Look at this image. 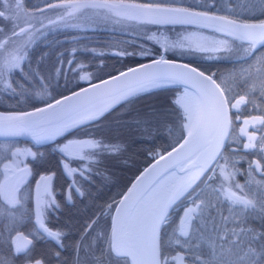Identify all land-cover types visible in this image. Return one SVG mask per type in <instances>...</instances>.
I'll use <instances>...</instances> for the list:
<instances>
[{
  "label": "snow or ice",
  "instance_id": "obj_1",
  "mask_svg": "<svg viewBox=\"0 0 264 264\" xmlns=\"http://www.w3.org/2000/svg\"><path fill=\"white\" fill-rule=\"evenodd\" d=\"M24 4L25 0H0V21L13 22L11 35L0 40V83L13 92L15 89L12 83L4 77L16 69L23 71L21 64L28 57L27 51L23 49L25 45L33 43L34 33L29 31L33 25L27 23L26 27H19L21 17L35 16ZM178 4L180 0L154 3H136L130 0H53L46 3V8L63 10V15L48 21L50 25L72 18L89 22L114 19L115 23L129 20L159 25L199 24L214 27L226 38L213 40L209 44L195 42V50L206 53L231 52L227 38L246 45L243 47V54L236 56L234 62L247 64V67L234 70L230 73V78L235 80L239 76L242 82L251 81L248 83L249 93L258 92L260 98L264 99V52L259 51L264 48V19L258 23L242 22L228 16L210 15L207 11L175 6ZM258 6L264 15V0H259ZM44 10L37 9L40 13ZM64 26L79 28L81 24ZM2 32L3 29L0 28V33ZM23 33H27L24 44L9 50L7 45L11 37ZM184 39L188 40L189 37ZM170 47L183 48L185 45L179 43ZM167 50L166 46L165 51ZM44 55L47 54H42L41 60ZM118 55L133 53L120 52ZM207 58L222 57L217 55ZM60 71L57 68L56 74L59 75ZM215 75H206L196 67L174 63L161 56L150 64L128 68L99 85H93L91 90L83 89L46 107L36 108L32 112L0 114V137L31 135L39 143L54 139L77 125L97 120L115 105L130 102V98L140 93L169 85L184 86L183 91L172 100L176 123L169 131L175 134V146L166 154L153 153L158 157L156 163L137 177L122 199L108 204L106 210L100 213L101 216L107 214L111 217L110 231H101L92 241L84 244L83 241L94 230L96 220L85 225L81 240L74 248V264H113L114 261L115 264H264V182H256L258 186L255 191L251 188L245 191L247 184H233L235 172L229 170L228 158L222 153L226 143L232 139L230 130L233 118L230 112L235 110V119L239 121L241 106L249 101L245 95L235 99L232 86L227 85L223 79L218 83L214 79ZM36 77L41 82L39 94L42 95L47 90L44 82L51 76H41L36 70L25 73L26 79ZM80 79L90 80L91 76L86 74ZM139 122L148 121L145 119ZM250 124L254 127L252 133L248 132ZM243 125L240 134L248 139L243 148L264 151V135L259 138V142L255 135L256 125L264 129V116H251L243 120ZM121 147L85 139L70 140L60 147V151L67 156L77 154L81 159H91L105 152H120ZM85 149L93 150L88 157L83 155ZM19 155L35 157L36 153L30 149L17 148L11 152L13 159L3 165L0 221L5 222L3 226L9 232L23 221V215L17 216L15 209L22 205L19 195L21 185L31 175L27 166L20 167L21 161L16 159ZM218 159H224L225 163L222 166L217 164L222 179L213 187L207 181L215 178L216 167L211 166ZM255 164L256 170H261L259 161ZM73 171L75 170L69 169L70 174ZM208 171L213 175L208 176L205 181L210 192L204 194L203 190H197V181ZM249 171H252L251 165ZM51 180L52 176H41L36 185V232L47 234L63 247L60 243L63 234L49 229L43 221L45 207H59L54 199H44V196L51 195L48 189ZM41 183L44 185L43 194L40 192ZM76 191L79 192V189ZM79 194L83 195L82 192ZM182 198L188 202V206L183 208V215L176 223L174 212ZM113 207L114 215L107 211ZM10 243L14 245V255L27 254L32 240L23 233H17L10 239ZM81 251L83 256L80 255ZM56 256L59 258V253ZM0 264H7L3 257H0ZM35 264L43 262L37 259Z\"/></svg>",
  "mask_w": 264,
  "mask_h": 264
},
{
  "label": "trees",
  "instance_id": "obj_2",
  "mask_svg": "<svg viewBox=\"0 0 264 264\" xmlns=\"http://www.w3.org/2000/svg\"><path fill=\"white\" fill-rule=\"evenodd\" d=\"M258 3L259 0H180L182 5L224 13L240 19H264ZM250 5H255V7H250ZM115 24L118 23L114 22L113 26ZM138 24L131 27L136 31V34L116 28H100L93 31L76 28L75 31H71L72 28L68 27L50 29L40 33L33 39V43L25 47L24 51H27L28 57L21 64L23 71L16 69L8 74V81L12 83L15 91L13 92L5 86L0 90V110H21L35 106L90 80L143 59L159 55L161 48L158 40H151L144 35L151 28L170 30L173 24L159 25L142 22ZM135 39L150 43V48L145 52L147 54L142 55L135 52L133 48L136 45L133 42ZM168 51L164 49L165 53L170 54L169 57L185 59L206 72L215 73L214 78L217 79L218 83L223 79L227 85L232 86L233 90L235 89L237 77L235 80L230 78V73L239 69V63L234 62L235 57H232L233 59L225 57L220 59L194 58ZM120 52L133 53V55L121 56L118 55ZM45 53L47 55H44L41 60L40 57ZM245 65L247 66V64ZM57 68L61 70L59 75L56 74ZM33 70L38 71L41 76H51L44 82L47 84V90L42 95L39 94L41 88L39 78H25V73H32ZM86 74L90 75L91 79L81 80L80 77ZM178 88L180 85H169L165 88L140 93L130 98V102H121L115 105L99 119L82 124L68 131L67 134L54 139L37 143L22 137L0 138V162L6 158L9 151V145L4 147L3 142L14 141L15 143L28 144L36 152L33 159L26 158L32 174L39 171H52L54 173L52 185L61 188L65 178L61 181L63 173L58 152L51 145L55 140L66 135L76 134L83 136L82 140L101 138L110 141L111 145L122 146L120 152H105L97 154L94 158L86 159L87 165L84 167H89L90 171L81 176L80 180H77L87 195L86 200L97 202L98 205L85 207L63 204L58 213L61 217L66 218L57 219L56 225L63 232L62 238L70 254L69 264H71L72 258L70 257L75 240L86 220L92 214L97 213L99 219H96V223L101 222V220L104 221L107 231L110 216L107 214L101 216L100 213L106 210L108 204H113L116 201L134 174L154 157L153 153L162 152L173 144L175 134L170 133L169 129L170 127L174 128L176 123L172 111L174 107L172 100ZM145 119L148 121L147 123H138V121ZM222 153L223 155L227 154L230 158V165L233 170L236 169L238 175L241 174L240 177H244L245 174L249 177L248 167L244 161L249 159L250 153L239 149H230L226 146ZM201 180L197 181V184L200 183L197 190H203V193L206 194L208 190L205 186L210 181H207L206 184L205 181L201 182ZM250 182L253 183V179ZM26 184L30 185V180L22 186L24 187ZM201 198H203V194ZM181 202H185V200L182 198L178 202L177 211L174 212L176 223L180 215ZM15 211L19 216L20 211L23 210L16 208ZM107 211L111 212V210ZM4 223L0 221V257H3L7 264H15L26 256L22 253L14 255L10 239L15 230H27V219H23L11 232L3 226Z\"/></svg>",
  "mask_w": 264,
  "mask_h": 264
},
{
  "label": "flooded vegetation",
  "instance_id": "obj_3",
  "mask_svg": "<svg viewBox=\"0 0 264 264\" xmlns=\"http://www.w3.org/2000/svg\"><path fill=\"white\" fill-rule=\"evenodd\" d=\"M48 2H53V0H25V4L24 7L35 13V16L33 18H24L21 17V19L19 20V27H26L27 23H30L33 25V27L31 29H29V31H34V30H44L45 27L47 26H51L48 21L49 20H56V17L58 15H63V10L60 9H52L49 10L46 8V3ZM160 2H164V1H160ZM43 8L45 9L43 11V13H40L37 11V9ZM202 9V8H200ZM71 20V22L73 20H78L80 21V19H72L69 18L68 21ZM79 24H81V29H84V31H93V30H98V29H108L109 26H112L114 24V19L113 20H108V21H98V22H89V21H84L81 20V22H78ZM75 24L74 22H72L71 24H67V25H72ZM77 24V23H76ZM93 25V26H89V25ZM43 25V27H42ZM65 25V24H64ZM63 24L61 26H55L54 28L51 29H59V28H63L65 27ZM12 26H13V22L9 21V20H2L0 21V28L3 29V32H7L12 30ZM68 28H72L71 31H75L76 27H71L68 26ZM17 31L19 30V28L16 29ZM50 30L49 29H45L44 31ZM43 31V32H44ZM2 32V33H3ZM19 38V42L22 44L25 42V40L27 39V33H23L19 36H16ZM30 45V44H29ZM27 45H25L26 47ZM260 52H264V48H260L259 49ZM248 63H251L248 62ZM240 67H247L245 64H241L239 63V68ZM248 83H251V81H248L247 83L242 82L239 78V76H237V83L235 84V89L233 90V96L235 99H238L240 96L245 95L247 96L248 99V103L246 105H242L241 109H240V120L237 121L235 119L236 116V111L232 110L230 112V115L233 118V127L230 130L231 135H232V139L226 143V147L230 148V149H239L240 151L243 152H248L249 154V159H247L246 161H244V164L248 167V171H249V166L251 165L252 171L248 172L249 173V177L245 176L244 177H240V175H238L236 169L233 170L232 166L230 165V158L227 156V154H224V156H226L228 158V164H229V170L230 171H234L235 172V177H234V181L233 184L235 183H239L241 185H248L245 188V191H248L249 188H251L252 191H255L257 188V184L256 182H264V151H260L259 149H244L243 145L245 143L248 142L247 136L241 135L240 134V128L243 127V120L244 119H249L251 116H264V99H261L259 96V93H249L248 91ZM234 102V99H233ZM254 104L256 105L254 107ZM254 131V127L253 125H249L248 126V132L252 133ZM68 132H66L67 134ZM65 134V133H64ZM63 135V134H62ZM255 135L257 137V142H259V138L264 135V129H262V126L260 125H256L255 126ZM69 139H73V140H82L83 136H79L76 134H70V135H66L58 140H55L51 145L53 148H55L57 150V154H58V158L60 160V165H61V169H62V173H63V177L61 178V181L64 180L65 178V182L63 187H54L52 185V180L54 177V173L52 171H47V172H43V171H39L36 172L35 174H32L31 169L29 168L28 162L25 161V164H23L21 167L27 166L30 171H31V175H29L26 179V182H28L30 180V185L26 184V186H22L21 187V198H22V205L17 206L18 209L21 208L23 211H20V213L23 215V219H27V230L23 231L21 229H17L15 230V232L12 235V238H14L16 236V233L18 231H22L25 235H27L30 240H32V244L29 245L27 254H25L24 256H26L24 259L18 261L15 264H18L20 262H24V261H35L37 259L41 260L43 262V264H69L68 259L70 254L68 253L63 238L61 237V244L63 245V247H61L56 240H54L51 237H48L47 234H40L36 232V229L38 228V225L36 224L35 221V209H36V198H37V182L40 181V177L41 176H52V180L49 182L48 185V189L49 192L51 193L50 197L49 196H44V199L46 200H51L54 199L56 204L59 205V207H45L43 209L44 215H43V221L45 223V225L53 230V231H60L62 234V230L59 228V226L56 225L57 219H66L61 217L58 213L60 212L63 204H70V205H74V206H97L98 203L94 202V201H88L86 200L87 195L84 193V191L82 190V187L77 183V180L81 179V176H83L84 174H86V172L90 171L89 167H84V165L86 164V159H81L79 155L74 154L73 156H67L65 153H62L60 151V147L63 146L64 144L67 143V140ZM32 152L36 153L33 149H31ZM84 155V154H83ZM28 158L33 159V156H28ZM74 159H77L78 161H74ZM259 161L260 165H261V170H256V164L255 162ZM64 162L65 165H67L68 167H63L62 163ZM225 160L224 159H218V161H214V164L212 167H216V175L215 178L213 180L210 181V183L213 187L217 186L220 183V180L222 179V177L220 176L219 173V168L217 167L218 165H224ZM69 169H73L75 171L71 172V174L69 173ZM213 175L212 172L210 171L208 175H205L202 177L201 182L206 181L208 176ZM240 177V178H239ZM251 179H253V183H249L251 181ZM23 183V184H24ZM22 184V185H23ZM198 186H200V183L198 184ZM42 187V184H41ZM208 190V193L210 192V189H208L207 185L205 186ZM199 188V187H198ZM76 189H79V192L76 191ZM41 194L44 193V189H40ZM82 192L83 195H80L79 193ZM69 193L71 198L69 199ZM181 207H180V215L178 216V220L177 223L179 222V217L183 215V208L188 206V202H181ZM19 214V216L21 215ZM99 219L97 216V213L92 214L85 222V224L83 225V228L81 229V231L79 232L78 237L75 240V244L73 247V251L71 254V264H74V260L76 257V253L74 251L75 245L78 241L81 240V237L83 235V230L86 224L90 223L92 220H96ZM110 228V219L108 221V228L107 231H109ZM101 231H105L106 232V225L105 222L101 220V222L96 223V225L94 226V230L91 231L88 235V238L86 240L83 241L84 244H87V240L88 243L90 241H92L96 234L101 232ZM31 233V234H30ZM99 243V242H97ZM11 248H12V252L14 249V245L11 244ZM14 253V252H13ZM56 253H59V258H57ZM81 256H83V251H81L80 253ZM70 260V259H69ZM68 262V263H67Z\"/></svg>",
  "mask_w": 264,
  "mask_h": 264
},
{
  "label": "rangeland",
  "instance_id": "obj_4",
  "mask_svg": "<svg viewBox=\"0 0 264 264\" xmlns=\"http://www.w3.org/2000/svg\"><path fill=\"white\" fill-rule=\"evenodd\" d=\"M137 1H140V0H137ZM160 1H162V0H147V2H160ZM72 22H74L76 24L78 22H81V20L80 21L73 20ZM72 22H71V20L68 21V19H66L65 21H57V24L47 26V27H45V29L54 28L56 25L61 26L62 24L63 25L64 24H71ZM138 23H140V22L121 20L120 23L115 24V26H113V25L109 26V28H116V29L121 30V31L132 32V33L136 34V31L133 30L131 27H135V25H137ZM89 26H93V25L90 24ZM93 27H95V26H93ZM44 30H34L33 31V33H34L33 39L36 36H38L40 33H42ZM10 35H11V31L9 28V31L0 33V40H3L6 37H9ZM144 37H148L149 39H150V37H154L151 40L157 39L160 48L163 47L165 49V47L167 46L168 50H169L168 52H171V53L173 52L174 54L183 55L186 57H194V58L217 56V55L220 57H236V56H240L243 54V47L246 46V45H241V43L239 41H235L232 38H227L229 40V45L232 49L231 52L206 53V52L196 51L195 50V42L199 41V42H202L205 44H209L213 40L225 39L226 37L222 36L221 33L217 32L213 29H209V28H205V27L197 26V25H190V24L173 25L170 28V30H168V29L165 30L164 28H151L150 30H148L145 33ZM184 37H189V39L185 40ZM12 41H15V43H12ZM133 42H135V44H136V45H134L135 47H133V48L135 49V52H137L139 54L147 52L148 48H150V43L148 41H143L141 39H135V40H133ZM179 43H183L185 45V47H183V48H181V47H175V48L170 47V45H172V44H179ZM22 44H24V43H22ZM17 45H21V43L19 42V38L15 36V37H11L7 47L9 50H12ZM164 49H163V54L169 56L170 54L165 53ZM23 50H25V47ZM4 79L8 80V74L5 75ZM3 87H4V84L0 83V90ZM182 91H183V87L180 86V88L177 89L176 94H178L179 92H182ZM92 139L99 140V141H102L104 144L111 145L110 141H108V140H102L101 138H92ZM2 145H4V147H7V145H9V151H8L6 158L0 162V181H2L4 179L3 165L6 163H9V161L13 159V157L11 156L12 151H15L17 148H19L21 150L33 149L28 144L15 143L14 141L13 142L6 141V142H3ZM92 151L93 150H91V149H85L83 154L85 157H88ZM27 157H28V155H19L18 157H16V159L21 161L20 167L23 164H25ZM62 165H63V167H65L64 162L62 163ZM21 168H23V167H21ZM41 184H42L41 188L44 189L43 183H41ZM21 187H22V185H21ZM21 194L22 193L20 190V193H19L20 197H21Z\"/></svg>",
  "mask_w": 264,
  "mask_h": 264
},
{
  "label": "water",
  "instance_id": "obj_5",
  "mask_svg": "<svg viewBox=\"0 0 264 264\" xmlns=\"http://www.w3.org/2000/svg\"><path fill=\"white\" fill-rule=\"evenodd\" d=\"M130 2H136V3H154V2H147V1H137V0H130ZM175 6H183V7H188V8H192L196 11H207L209 12L210 15H218V16H228L230 19H237V20H240L242 22H249V23H258L259 20L261 19H240V18H237V17H233V16H230V15H227V14H224V13H219V12H215V11H210V10H205V9H200V8H195V7H190V6H186V5H182V4H178V5H175ZM190 25H197V26H202V27H205L203 25H199V24H190ZM205 28H209V29H213L215 30L214 27H205ZM216 31V30H215ZM163 47H161V50H160V54L159 55H156L154 57H150V58H147V59H143L141 61H138V62H135V63H132L130 65H127L123 68H120L114 72H111L109 74H106L104 76H101L99 78H96V79H93V80H90L86 83H83L79 86H76L64 93H61L43 103H40V104H37L35 106H32V107H29V108H25V109H21V110H0V114H16V113H24V112H32L34 111L36 108H42V107H46L48 104H54L56 100H63L64 97L66 96H72L73 93H76V92H81V90L83 89H89L91 90L92 86L93 85H99L101 84L104 80H109L111 77L113 76H116L118 75L120 72H123V71H126L128 68H132V67H139L140 65L142 64H150L152 63L153 60H156V59H159L161 56L164 57V59L166 60H169V61H172L174 63H178V64H188L192 67H196L198 69H200L201 71H204L202 70L201 68H199L198 66L194 65L193 63H191L190 61H187L185 59H181V58H176V57H169V56H164L163 55ZM206 75L208 74H211L209 72H206L204 71ZM215 79V78H214ZM181 87H184L183 85H180ZM89 122V121H88ZM87 123V122H86ZM85 124V123H84ZM82 125V124H80ZM80 125H77L76 127L80 126ZM76 127H73V128H70L68 131L76 128ZM67 131V132H68ZM66 133V132H64ZM63 133V134H64ZM60 136V135H59ZM16 137H22V138H28L30 139L32 142H36L31 135H21V136H10V137H0V138H16ZM58 137V136H56ZM55 137V138H56ZM70 140H73V139H69L67 140L70 141ZM42 141H46V140H42ZM41 142V141H40ZM175 146L174 144H172L171 146H169L168 148H166L165 150H163L162 154H166L167 151H171V147ZM158 157L154 156L153 158H151L147 163H145L135 174L134 176L132 177V179L130 180L129 184L126 186V188L122 191V193L117 197L116 201L115 202H118L120 199H122L123 195L125 193H127L128 189L132 186L133 183L136 182L137 180V177L141 176V174L144 172L145 169H148L150 168L153 164L156 163ZM163 163V162H161ZM214 164V162H213ZM212 164V166H213ZM211 166V167H212ZM210 171L206 172L205 175H208ZM111 213L114 215L115 213V208L113 207L111 209ZM36 221V220H35ZM110 228H111V217H110ZM110 228H109V231H110ZM17 233H23L21 230L18 231ZM16 233V234H17ZM24 234V233H23ZM25 235V234H24ZM27 236V235H25ZM28 237V236H27ZM28 239L30 240V238L28 237ZM13 252H14V249H13ZM18 264H35V261H24V262H20Z\"/></svg>",
  "mask_w": 264,
  "mask_h": 264
}]
</instances>
